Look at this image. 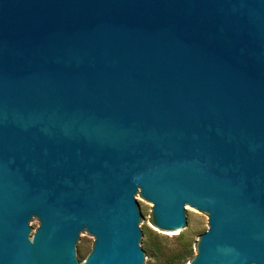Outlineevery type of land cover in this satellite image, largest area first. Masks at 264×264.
I'll list each match as a JSON object with an SVG mask.
<instances>
[{"label":"water","instance_id":"water-1","mask_svg":"<svg viewBox=\"0 0 264 264\" xmlns=\"http://www.w3.org/2000/svg\"><path fill=\"white\" fill-rule=\"evenodd\" d=\"M264 264V0H0V264Z\"/></svg>","mask_w":264,"mask_h":264},{"label":"trees","instance_id":"trees-1","mask_svg":"<svg viewBox=\"0 0 264 264\" xmlns=\"http://www.w3.org/2000/svg\"><path fill=\"white\" fill-rule=\"evenodd\" d=\"M141 250L147 257L146 264H185L192 259V242L178 235L172 243L150 230L143 233ZM174 243V244H173Z\"/></svg>","mask_w":264,"mask_h":264},{"label":"rangeland","instance_id":"rangeland-1","mask_svg":"<svg viewBox=\"0 0 264 264\" xmlns=\"http://www.w3.org/2000/svg\"><path fill=\"white\" fill-rule=\"evenodd\" d=\"M148 212V223L144 224V229L150 230L153 233H156L158 236L166 239L167 241H172L174 238H176L178 235H182L185 240L192 242V251H193V258L189 259L185 264H190L192 260L198 255L199 253V246L200 241L202 238V235L205 233V231L208 228V215L195 211V210H189L190 218L192 221L193 229H190L188 231H185L183 233L177 234L175 236H172L169 232H167L165 229L159 228L156 225V218L153 211V205L148 202L145 198L142 199L140 203ZM174 244V243H173Z\"/></svg>","mask_w":264,"mask_h":264}]
</instances>
